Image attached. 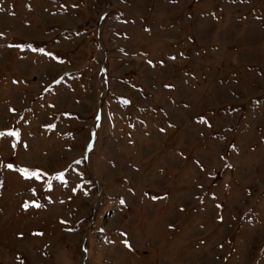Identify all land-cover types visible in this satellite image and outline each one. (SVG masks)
I'll use <instances>...</instances> for the list:
<instances>
[{
  "label": "rangeland",
  "instance_id": "1",
  "mask_svg": "<svg viewBox=\"0 0 264 264\" xmlns=\"http://www.w3.org/2000/svg\"><path fill=\"white\" fill-rule=\"evenodd\" d=\"M0 264H264V0H0Z\"/></svg>",
  "mask_w": 264,
  "mask_h": 264
}]
</instances>
